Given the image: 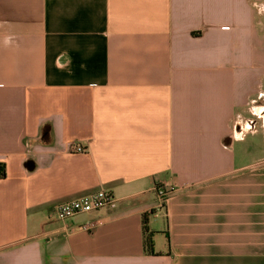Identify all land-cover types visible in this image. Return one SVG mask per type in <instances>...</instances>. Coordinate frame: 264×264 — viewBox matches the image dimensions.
Segmentation results:
<instances>
[{"label":"crops","instance_id":"1","mask_svg":"<svg viewBox=\"0 0 264 264\" xmlns=\"http://www.w3.org/2000/svg\"><path fill=\"white\" fill-rule=\"evenodd\" d=\"M259 134L264 0H0V264H264Z\"/></svg>","mask_w":264,"mask_h":264},{"label":"built area","instance_id":"2","mask_svg":"<svg viewBox=\"0 0 264 264\" xmlns=\"http://www.w3.org/2000/svg\"><path fill=\"white\" fill-rule=\"evenodd\" d=\"M71 151L73 153L85 152L79 145L72 146ZM172 191L173 189L171 187L169 188L165 185L157 186L161 207L165 205ZM116 206V200L111 193L100 191L59 205L56 209L55 216L59 221H66L79 214H89L106 208L115 209Z\"/></svg>","mask_w":264,"mask_h":264},{"label":"trees","instance_id":"3","mask_svg":"<svg viewBox=\"0 0 264 264\" xmlns=\"http://www.w3.org/2000/svg\"><path fill=\"white\" fill-rule=\"evenodd\" d=\"M3 176H4V171L1 168L0 169V177H3ZM143 234H144V251H145V254L146 255H152V256L157 255V254H155V251H154V240H153L154 233L149 231L148 222L146 219L143 221Z\"/></svg>","mask_w":264,"mask_h":264},{"label":"rangeland","instance_id":"4","mask_svg":"<svg viewBox=\"0 0 264 264\" xmlns=\"http://www.w3.org/2000/svg\"><path fill=\"white\" fill-rule=\"evenodd\" d=\"M263 137H262V134H259L257 135L256 137V141H255V154L257 156H261L262 153V150L264 149V141H262ZM245 146H248V144H244Z\"/></svg>","mask_w":264,"mask_h":264}]
</instances>
